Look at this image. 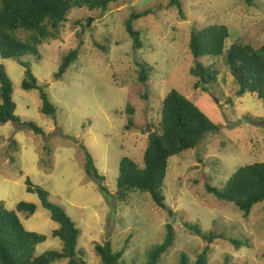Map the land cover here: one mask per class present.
Segmentation results:
<instances>
[{"label": "rangeland", "instance_id": "obj_1", "mask_svg": "<svg viewBox=\"0 0 264 264\" xmlns=\"http://www.w3.org/2000/svg\"><path fill=\"white\" fill-rule=\"evenodd\" d=\"M180 2L182 13L171 0H118L104 11L72 8L58 37L39 45L40 58L22 57L57 107L54 115L41 112L39 89L22 87L25 68L0 56L13 84L16 114L44 131L36 134L22 122L0 124V202L16 211L26 229L47 236L37 245L36 255L60 251L62 241L51 235L59 224L38 194L27 192V177L48 190L49 199L75 222L78 249L87 264H101L94 247L107 240L114 251L125 249L126 262H143L146 251L163 241L167 224L173 226L175 239L162 264H179L182 252L193 264L207 244L208 264H264V201L246 217L232 202L206 190V184L222 188L239 166L264 161V127L244 120L264 119V101L254 93L236 96L237 85L222 56L200 58L219 74L216 84L196 88L189 46L192 29L210 24L228 27L226 49L236 41L255 48L264 45V0ZM145 9L151 12L133 23L143 41V47L135 49L124 21L133 10ZM18 36L26 38L28 33L20 30ZM74 48L80 51L78 59L58 77L62 57ZM143 60L152 69L145 84L138 78ZM171 89L192 100L220 132L207 133L195 148L170 157L163 186L167 209L158 207L148 193L133 192L119 200L115 194L120 159L128 156L143 166L148 135L159 123L162 101ZM130 118L133 124L128 127ZM86 150L112 196L104 195L98 181L86 173ZM20 201L35 203L37 210L32 215L17 211ZM187 223L199 225L203 232L222 233L223 238L207 243ZM52 264H67V259Z\"/></svg>", "mask_w": 264, "mask_h": 264}, {"label": "trees", "instance_id": "obj_2", "mask_svg": "<svg viewBox=\"0 0 264 264\" xmlns=\"http://www.w3.org/2000/svg\"><path fill=\"white\" fill-rule=\"evenodd\" d=\"M116 1L118 0H0V56L13 58L25 68V77L21 85L26 90H40L42 113L54 115L57 107L51 103L47 93L38 84L31 63L22 57L33 54L37 59L40 58L39 45L45 39L58 37L59 26L67 21V15L72 8L87 7L91 10L104 11L108 9L110 3ZM171 3L175 4L182 13L180 0H171ZM150 12V9L140 12L133 10L129 18L124 21L125 30L131 37L135 49L142 48L143 41L141 32L133 27L134 20ZM20 30L27 32L28 36L26 38L18 36ZM228 37L229 29L225 24H210L192 29L189 46L194 58L191 73L197 79L195 87L206 90L209 84L217 83L219 74L216 68L211 64L203 63L200 58L222 56L237 85L236 96L254 93L257 98L264 101V45L255 48L250 44L236 41L226 49L225 42ZM95 44L101 49H106L103 45ZM79 53V49L74 48L62 57L56 72L58 77H62L68 71L70 65L78 59ZM139 65L138 78L145 84L152 69L144 60ZM0 99V124L9 121L22 122L36 134L44 133L35 122L21 121L16 114L13 84L2 64H0ZM127 110L133 114L132 106H128ZM244 120L264 127V119L258 120L247 116ZM132 124L133 120L130 118L127 125L130 127ZM210 132H220V128L192 100L179 91L171 89L162 101L160 121L148 135L143 166L128 156L120 159L118 190L115 197L124 201L133 192L148 193L158 207L167 209L163 186L170 157L195 148ZM85 171L98 181L100 191L104 195H113L104 184H101L104 176L99 173L94 158L88 150H86ZM25 183L27 192L37 193L42 206L49 210L51 219L59 224L51 235L62 241L61 250L50 249L36 255L37 245L46 241L47 236L26 229L16 211L7 209L1 201L0 264H52L59 259H67V264H87L83 253L78 249L80 230L72 218L61 205L49 199L48 190L34 184L28 177ZM206 190L219 200L232 202L247 217L255 204L264 201V161L239 166L222 188L206 184ZM16 210L32 215L37 210V205L33 202L20 201ZM169 213L172 214L170 209ZM186 226L207 243L223 238L222 233L203 232L197 224L187 223ZM166 228L163 241L146 251L143 262L135 259L126 262L127 259L123 257L125 249L114 251L112 243L108 240L105 243H97L94 251L99 256L101 264H162L163 255L170 250L175 239L173 226L167 224ZM232 242L236 246L240 244L237 239H232ZM209 250V244L205 245L193 264H208ZM179 264H189L185 252L180 254Z\"/></svg>", "mask_w": 264, "mask_h": 264}, {"label": "water", "instance_id": "obj_3", "mask_svg": "<svg viewBox=\"0 0 264 264\" xmlns=\"http://www.w3.org/2000/svg\"><path fill=\"white\" fill-rule=\"evenodd\" d=\"M89 22H90V21H89ZM148 130H149V132L151 131L150 128H149Z\"/></svg>", "mask_w": 264, "mask_h": 264}]
</instances>
